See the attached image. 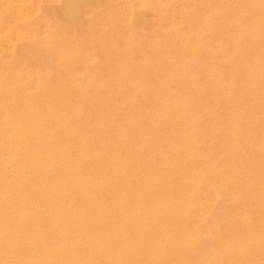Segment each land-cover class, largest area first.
<instances>
[{
  "label": "bare ground",
  "instance_id": "bare-ground-1",
  "mask_svg": "<svg viewBox=\"0 0 264 264\" xmlns=\"http://www.w3.org/2000/svg\"><path fill=\"white\" fill-rule=\"evenodd\" d=\"M171 1L1 43L0 264H264V0Z\"/></svg>",
  "mask_w": 264,
  "mask_h": 264
},
{
  "label": "rangeland",
  "instance_id": "rangeland-1",
  "mask_svg": "<svg viewBox=\"0 0 264 264\" xmlns=\"http://www.w3.org/2000/svg\"><path fill=\"white\" fill-rule=\"evenodd\" d=\"M167 1L172 4L171 0ZM127 2L132 0H0V45L7 40L12 41L15 53L20 54L24 42L21 37H25L23 33L45 32V27L40 28L44 22L66 28V32L88 43L93 40L107 42L116 32L128 31V23L124 20V3ZM204 2L195 0L194 3L197 8H205ZM138 11L143 12L133 7L131 12L134 15L128 11L126 14L134 19ZM145 18L150 19L148 14ZM223 18L219 16L220 20Z\"/></svg>",
  "mask_w": 264,
  "mask_h": 264
}]
</instances>
